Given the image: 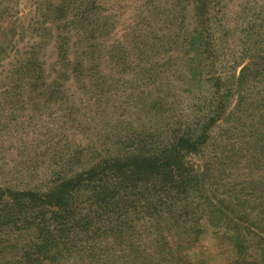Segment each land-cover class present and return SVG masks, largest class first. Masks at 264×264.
<instances>
[{
  "label": "rangeland",
  "instance_id": "1",
  "mask_svg": "<svg viewBox=\"0 0 264 264\" xmlns=\"http://www.w3.org/2000/svg\"><path fill=\"white\" fill-rule=\"evenodd\" d=\"M202 131L186 161L206 196L264 197V0H0V191H46ZM208 221L190 261L170 264L235 258ZM13 239L0 264H16L26 237Z\"/></svg>",
  "mask_w": 264,
  "mask_h": 264
},
{
  "label": "trees",
  "instance_id": "2",
  "mask_svg": "<svg viewBox=\"0 0 264 264\" xmlns=\"http://www.w3.org/2000/svg\"><path fill=\"white\" fill-rule=\"evenodd\" d=\"M194 133L103 158L46 191H0V239L26 237L14 245V262L59 264L77 254L98 264H108L106 257L114 264L186 262L183 252L200 242L206 217L235 249L229 264H264V197L206 196L204 174L186 161L201 150L203 131Z\"/></svg>",
  "mask_w": 264,
  "mask_h": 264
},
{
  "label": "crops",
  "instance_id": "3",
  "mask_svg": "<svg viewBox=\"0 0 264 264\" xmlns=\"http://www.w3.org/2000/svg\"><path fill=\"white\" fill-rule=\"evenodd\" d=\"M20 77H21V78H20L21 80H25V81L28 80V78H27L26 76H20ZM30 79H31V78H30ZM170 260H171V258H170ZM188 261H190V260H186V262H188ZM170 262H171V261H170Z\"/></svg>",
  "mask_w": 264,
  "mask_h": 264
}]
</instances>
